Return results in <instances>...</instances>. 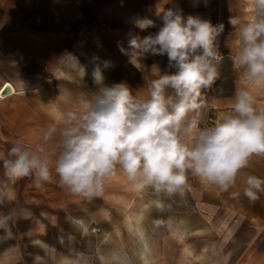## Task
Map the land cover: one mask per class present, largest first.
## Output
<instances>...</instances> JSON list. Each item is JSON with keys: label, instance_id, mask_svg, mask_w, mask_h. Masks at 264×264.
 Listing matches in <instances>:
<instances>
[{"label": "rangeland", "instance_id": "374dc122", "mask_svg": "<svg viewBox=\"0 0 264 264\" xmlns=\"http://www.w3.org/2000/svg\"><path fill=\"white\" fill-rule=\"evenodd\" d=\"M11 5V11L0 14V31L7 29L3 22L11 23L12 33L23 37L11 43L9 58L8 44L0 43V71L26 89L0 102L5 112L0 131L10 136L0 138V158H7L14 140L39 143L42 130L61 123L63 110L91 96L98 66L105 85L124 82L137 95H145L160 73L174 72L166 55L147 54L137 62L121 51L131 36L158 32L157 12L164 8L225 26L219 37L221 75L205 94L201 126L228 113L236 89L248 86L231 60L239 40L228 21L230 16L250 19L253 0H11ZM144 17L156 26L137 28L135 20ZM252 91L264 106V84ZM248 174L264 179V158L254 157L228 192L189 174L187 186L168 195L130 183L118 168L100 196L86 199L59 186L58 179L39 189L31 177L13 184L0 163V216L11 217L0 227V263L221 262L227 249L257 240L264 230V194L254 203L242 194ZM232 192L241 195L235 199Z\"/></svg>", "mask_w": 264, "mask_h": 264}, {"label": "clouds", "instance_id": "9594fccd", "mask_svg": "<svg viewBox=\"0 0 264 264\" xmlns=\"http://www.w3.org/2000/svg\"><path fill=\"white\" fill-rule=\"evenodd\" d=\"M253 9L250 19L229 17L239 40L231 60L248 86L236 89L231 110L214 124L201 126L202 110L205 94L220 79L225 26L164 8L157 12L159 31L131 36L121 51L137 62L147 54L166 55L175 71L160 73L145 95H137L124 82L105 85L98 66L92 73L96 90L63 110L61 123L42 130L39 143L12 141L3 160L8 181L31 177L39 189L58 179L70 193L92 199L119 168L130 183L158 193L180 192L189 174L228 192L254 157L264 158V106L252 91L264 84V0H253ZM135 25L142 31L156 26L147 17ZM244 185L250 203L264 194V179L256 175L248 174ZM240 195L231 193L235 199ZM10 219L0 216V227Z\"/></svg>", "mask_w": 264, "mask_h": 264}, {"label": "crops", "instance_id": "0c3cea01", "mask_svg": "<svg viewBox=\"0 0 264 264\" xmlns=\"http://www.w3.org/2000/svg\"><path fill=\"white\" fill-rule=\"evenodd\" d=\"M12 5L11 0H0V14L1 12L11 11ZM1 21V17H0ZM3 26L7 27V29H3L0 31V43L8 44L7 47L4 48V52H7V57H11L12 54V46L11 43L14 41H18L17 39L23 37L22 35L19 36L17 34L12 33L9 29L11 28V23H4ZM37 42V40H36ZM25 48V47H23ZM26 49V48H25ZM3 57H6L3 55ZM5 73L0 71V89L2 86L6 84V87H10V92L8 94H0V102L7 103L10 100V97L20 94L21 91L26 89L17 81H15L12 77H5L3 76ZM5 112L3 110V106H0V116L4 115ZM10 136H5L4 132L0 131V138H6ZM1 150V148H0ZM0 163H3L5 158H0ZM228 252L225 255V259L221 262L215 264H264V230L259 232L257 240L253 242H244L240 244H236L233 246L232 249H227ZM0 264H10L6 263V261Z\"/></svg>", "mask_w": 264, "mask_h": 264}, {"label": "water", "instance_id": "95a60500", "mask_svg": "<svg viewBox=\"0 0 264 264\" xmlns=\"http://www.w3.org/2000/svg\"><path fill=\"white\" fill-rule=\"evenodd\" d=\"M10 89H11V88L7 86V87L5 88V90L3 91V94H4V95H5V94H8V93L10 92Z\"/></svg>", "mask_w": 264, "mask_h": 264}, {"label": "built area", "instance_id": "2783aa9c", "mask_svg": "<svg viewBox=\"0 0 264 264\" xmlns=\"http://www.w3.org/2000/svg\"><path fill=\"white\" fill-rule=\"evenodd\" d=\"M5 88H6V84H5L4 86L1 87V89H0V94L3 93V91L5 90Z\"/></svg>", "mask_w": 264, "mask_h": 264}, {"label": "bare ground", "instance_id": "6f19581e", "mask_svg": "<svg viewBox=\"0 0 264 264\" xmlns=\"http://www.w3.org/2000/svg\"><path fill=\"white\" fill-rule=\"evenodd\" d=\"M138 218V217H137Z\"/></svg>", "mask_w": 264, "mask_h": 264}]
</instances>
